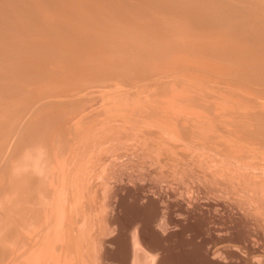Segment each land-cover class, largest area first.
<instances>
[{"label": "rangeland", "instance_id": "obj_1", "mask_svg": "<svg viewBox=\"0 0 264 264\" xmlns=\"http://www.w3.org/2000/svg\"><path fill=\"white\" fill-rule=\"evenodd\" d=\"M2 1L3 0H0V2H2ZM14 1L16 3H18L16 0H6V1L4 0L3 1L4 3L2 2L1 4L3 6L6 5L5 9H7V10H12V8L14 6L13 4H15L14 8L15 9L18 8L19 14L20 15L22 14L23 16L22 15L20 16L17 13L15 15H18V16H16L13 20H10L9 22L8 21L4 22V21H1L2 19H0V21H1L0 24H2V26H5V27H3V30H5V33L9 32L8 35H3L4 37L2 39H0L2 41L1 43L4 42L3 45H6L10 42L11 38L14 39L17 34L22 33L23 31L19 30L20 27H23V26H20L22 24L23 25L25 24L24 27H26V25H29L31 23L30 25L32 28H28L22 35L20 34L21 36L18 35L21 38V40L23 39L22 44H21V47L23 46V48L20 47L17 52L16 51L14 52L15 53L14 59H12L13 57L8 59L7 58V54H8L7 52H9V51L7 49H4V55L0 56V66H3V64H11V63L13 64L19 58H21V56H23V55L25 56L27 53L24 52L25 51L24 49H25V45L29 39L31 40V41L29 40L30 42H33L34 39H35V41L45 40L46 42L43 41L44 43H49V41L52 42L53 40L56 41L54 36H53V40H52L51 36L46 35L50 39V40L49 39L47 40V37L45 35L39 33L40 28L43 27V25L45 24V23L43 24L44 20H41L40 18H38V19L32 18V17L30 18V16L23 14L22 11H20V9L26 8V7H24V4H22L21 2L16 4ZM35 1L37 2V0H35ZM97 1L102 3L104 6H107L110 9H112L113 14H120V15L126 16L128 14V12H130L132 2L134 3V1H141V0H131V1L130 0H122L119 2H114L111 0H97ZM156 1L164 3L167 0H144L143 3L140 2L139 4H140L141 8H144V10L141 9L138 16H135L134 22H132V23L137 24V26H141V22L143 21V19L150 18V14H158V12L151 13L149 11L150 8L160 9V7H157L155 5V4L160 5L159 3H155ZM199 1L200 0L193 1L190 8L191 9H192V7L195 8L198 5ZM251 1H253V0H251ZM209 2L213 3L214 1H209ZM39 3L42 4L46 9L48 7V9L46 10L44 7H41L42 5H40V4L35 5V8H37L39 11L44 9V11H46V14L47 15L49 14L46 18H48L49 16H50L49 18H52V16L58 15L57 11L60 9H63L65 6V4H62V5L58 6L59 8L55 7V6L54 7L52 6V8H51L48 4H45V3L43 4L40 1H39ZM250 3L251 2L248 3L249 6L255 5L254 7L252 6L251 9L257 7L256 4H252V3L250 4ZM36 6H38L39 8H42V9H39ZM10 7H12V8H10ZM261 7H263V8H261V10L258 7L260 11H262V9H264L263 5ZM138 8H140V7H138ZM51 9H53V11ZM145 9H146V11H145ZM159 13H163V12H159ZM64 14H65L64 18L68 19V17L70 16V18L68 20L80 18L79 14L78 15H76V14L71 15L70 13H64ZM262 14H264V13H262ZM61 15H63V14H61ZM186 15H188V12H184V16H186ZM181 16H182V14H181ZM17 17H22L23 22L21 21V18L19 19ZM200 17H201V15L198 12L196 13V15L192 16L193 22H191L190 25H192L193 29L195 28V26H200L198 23H196L198 21L197 18H200ZM222 18H224V16ZM233 18L234 17H232V20H234V21L228 22L230 24V26L227 27V28L230 27L231 29H225L224 28L225 30H227L226 32H231L230 30H232V31H234L235 35L237 33H238L237 35H239V32L242 33L243 32L242 30H244V33H247L246 35L247 36L249 35V38H253V39L258 38L259 39V37L255 36L254 32L249 31V30H247V28L244 27V26H248V25H246V23H242L243 25L240 24L239 26L234 25L236 20L240 19V18H234V19ZM15 19H17V21ZM33 19L34 20L36 19V21H34ZM27 20H28V22L29 21L30 22L27 23ZM40 20L43 22H41ZM230 20H231V18L229 19V21ZM123 21L131 22V20L128 17L123 19ZM263 21L260 22L258 25L264 27ZM16 22H21V23L18 24ZM34 22L35 23L38 22L37 23L38 26H36ZM40 22L42 23V25L40 24ZM214 22L218 26L219 21H213L212 23H209L208 25L203 27L204 30H207L209 28V30L215 31V29H217V26L214 24ZM10 23H11V25H10ZM228 23H227V25H228ZM15 24H16V26H15ZM6 26L9 28H7ZM13 26H14V28H13ZM39 26H40V28L38 29ZM10 27H12V30ZM241 27L242 28L244 27V28L242 29ZM237 28H238V30H237ZM8 29L11 31H9ZM235 29L237 31H235ZM158 30H160V29H158ZM34 31H36V32H34ZM151 31L154 32L155 30H151ZM29 32H30V34H29ZM11 33H12V35H11ZM59 33H60V31H59ZM27 34H28V36H27ZM33 34L35 36L37 34L38 35L35 38V36ZM29 36H31V37H29ZM41 36H42V38H41ZM58 37L59 36H57V38ZM260 40L264 41V39H262V38H260ZM21 52H23V53H21ZM179 55H182V52H179ZM34 56L36 57V55H33V56L30 55L29 57L30 58L32 57V59L36 60L37 64L40 66L45 65L46 61L48 62L52 58L50 56L48 58L47 55L46 56H40L41 58H39L37 55L38 58L36 59ZM185 57L188 60V62L185 61V63H189V61L191 62L190 55L186 54ZM185 57H184V59H185ZM191 57L193 59L195 58L192 55H191ZM41 59H43V61ZM197 59H199V58H197ZM44 61H45V63H44ZM201 61H202L201 64L206 63V65H209L208 62H210L211 64L209 66H205V64H203V66L213 68L214 71L211 69H210V71L207 69L208 72H206V69H204L205 71L200 70L199 67H197L198 65L194 64V65H196V67L192 66V68L195 67V70H194V68H193V70H191L192 69L191 66H187L185 68L187 69V71H189V69L191 68L190 70L192 71V73L194 71L195 75L192 73H191V75L187 74V73L183 74L184 71H182L180 74H177V76H176L175 71H174L175 73L173 72L174 75L173 74L171 75L172 72L171 73L168 72V73H166V75H165V73H161V72H160L161 74H159V72L157 74L155 72L156 70H154L155 67H154V69L152 68L150 70L151 65H149L148 69H147V67H144V66H141V67L137 66V68L135 67L132 69H128L129 71L126 70V72H127L126 74L125 73L118 74V76H116L117 78L112 80V82L115 81L114 83H110L109 85L108 84L103 85L104 87H102L100 85V87L97 88L96 83H92V84L88 83V84H86V86H84V87L82 86L83 87V89L81 88L82 90L80 89L77 92V94H75V95L73 94V96H76V98L75 97L73 98V96H72V100L71 99L68 100V102H71V103H68V105H66L67 103L66 104L65 103H63V104L57 103L56 105L50 106L49 108L46 109L48 112H50L48 114H51V115L59 114L60 115L59 117L56 116V118H55L56 122H57L56 125H57V127H59L58 130H60L61 132L63 131V132H62L61 137H58V135L55 138L53 137L52 141L54 143L56 141V138L58 140L57 142L60 141L59 146H58L60 148L57 147L55 154L56 155L58 154L59 156H61V155L66 156L67 155L65 157V159L66 158L71 159L72 160L71 162H73V163L68 162L70 160L66 159L68 163H66L67 165L64 167L61 166L62 170H63L62 173H61V171H62L61 167H59L58 169H57V167L52 168L47 177H50V175L52 176L53 173H54V175H56L55 172H58L57 170H59V172H60L59 175L61 174V177L59 176L60 182H61V178L64 179L62 185L65 184L67 188H64L63 187L64 185L63 186L59 185L61 187V191H60V187H58V185H57V187L54 186L53 188H56L57 190H59V193L63 192L64 196H62V197H65L66 192H68L66 194L70 195L71 197H73V194H76L78 197L74 196V198L77 197L76 200L79 199L76 203L79 204L81 207H84V208H82V210H86V211H88L89 209L91 210V211L89 210L87 213L90 212V214L91 213L93 214L92 210L96 211V209H95L96 207L94 205L98 206V204H99V210L104 215V218L99 216L102 214L101 213L99 214V210L97 209L98 213H96L97 212L96 211L95 212L96 215H95V213H94V216L91 215L92 220H93V217H95V216H97V218H98V219H96V217L94 218V223H96V224L94 227H92V225H94V224H93V221L91 220V218H89L90 220L89 219L87 220V218L90 216V214L87 215V213H85L86 211L85 212L83 211L85 213V214L83 213V215H86L88 217L84 216L86 218H82V216H83L81 213L82 210L80 211V213L77 212L78 210H80V209H78V205L76 203L74 204V206L77 205V210H75L76 207H74L73 205H69L71 203V201L75 202L76 200L73 199L70 201L69 200L70 198L69 197L67 198V196H66V198L68 199V200L64 199V202H65L64 204L67 205L66 207H68V205H69V208L71 206L74 207V209L70 208L71 211H69V209L66 210V211H68V215H66V220H68L67 223L70 224L69 221L72 220L75 222V226H77V225L80 226L81 224H84V223L86 225V222H88V225L90 224L89 226L86 225V227L84 225H83V227H82V225L80 227L77 226V227H75L76 230L72 228L69 232V233H73L74 237H76V236L79 237L78 233H77V232H79V235H81V237H83V239H87L85 241L87 249L86 248L83 249V247H85L84 243H82V244H84L83 246L81 245V247H79L80 249L76 248L77 245H75L72 247L73 252H71V255H70V252H68V250L64 249V247L62 248V246H60V248H59L58 245L63 244L65 240H67V242H68L69 239L71 238V236L66 235L67 238L69 237L67 239L66 236L54 237V235L50 232H45L47 234H45L43 232L44 233V236H42L43 237L42 238V244L43 245L42 244L39 245V247L42 250L40 251L38 249L39 254H36L35 256L33 255V259L31 258L27 262L28 264L29 263L30 264H36L37 262H39L37 264H44V263L45 264H58L59 262H60L59 264H79V263L82 264L83 262L81 263V257H82V261H83V255H84V259H86L85 255H88V253L90 252V249H92L91 251H93V253H97L96 257L98 256V260L97 259L95 260L96 264L98 261L101 264H128L127 263L128 258H127V255H125V246L130 239V237L128 235L130 233V228H132V225H133V223H131V222H133L132 220L133 219L140 220V222H142L139 225L140 227H142L141 229H144V230L146 229L147 233H149V227L148 226H150V225L152 226L154 221H155V223H156V221H159V219H157V218H159V216H160L161 221L163 219H165V221L164 220L163 221H164V224H166V225L163 224L165 227L163 226L164 227L163 229L159 228L160 230H158V232L156 230V232L154 231L152 233V235H149V234L147 235L146 240H147L148 246L145 247V249L147 251L144 249V247H142L144 249V252L141 249V251H142L141 253H142V257H143V259L141 260V263L144 262L143 260L145 259V257H147V259H150L149 262L151 264H152L151 259H153L152 261L155 262L153 264H252V263L253 264H255V263L256 264H264V248H263L264 247V235H262V234H264V226H263L264 221L262 220V218H264V216H263L264 210H262V209H264V200H263V198H264V192H263V190H264V174H262V171L264 170V144L263 145L253 144L254 145L253 146L250 143H248L247 140H245V139L238 138V140H239L238 141L236 138L230 137L231 136L230 134L227 135V130L230 129V126L232 127V124H230V123H235V121H250L251 120L250 117L257 115V116H259L257 118V122L264 124V79L263 80H256V79L244 77V76H242V74H243V71L246 70V68L243 69L241 67H233V66L228 65L226 62L216 61V60H212V59H209V61L207 60V62H205V60H201ZM39 62L42 64H40ZM219 62L222 63L223 66L221 64L220 65L221 67H220L218 64ZM197 63L199 64V66H202L199 62H197ZM189 64H191V63H189ZM214 64H216V66ZM234 68H236V69H234ZM137 69L139 70V73H138ZM29 70L30 71L32 70V66L23 65V66H18V68H16L14 73H15L16 77H19V76H23L26 73V71H29ZM63 70H66V68L64 67L62 69V71ZM141 70L142 71L144 70L143 71L144 73ZM148 70H150V71H148ZM152 70H154V71H152ZM197 71H199V72H197ZM153 72H155L156 75L151 76V74ZM201 72H202V74H201ZM239 72L242 73L241 76H239L240 75ZM128 73L130 75H127ZM140 73H141V75H140ZM177 73H179V72H177ZM123 74H124V76H123ZM220 74H221V76H220ZM161 75L164 77H162ZM186 75L187 76L190 75L192 78L190 77L189 80H186V78H185V80H184L183 78H184V76L186 77ZM122 76L125 78H123ZM182 76H183V78H182ZM258 76L259 77L264 76V73L260 72V74H256V77H258ZM120 77H122L123 79ZM223 77L225 79H221ZM228 77H229V79H228ZM230 77H231V79H230ZM47 78H48V75L46 77L41 76L38 78V80L36 82H38L37 84H39V85L40 84H46L49 81V79H47ZM187 79H188V77H187ZM190 79H192V80H190ZM193 79H195L194 80L195 83L193 82ZM9 80H10V77L8 75L4 74L3 72H0V109L3 107L8 108V107H6L7 104H14V102L19 104L21 101H24V99H22L21 97L20 98L17 97L16 100L14 99V100L10 101L7 96H5V97L3 96L5 94V88L3 87V83H5ZM239 81L241 83H239ZM149 83H150V86H149ZM165 83H166V85H165ZM37 84L31 86V88H34ZM97 85L99 86V84H97ZM117 85L119 86V88ZM131 85H133V86H131ZM152 85H154V86H152ZM162 86L166 87V90H168L169 88L172 91L178 90L180 95L178 94V92L176 94H178L180 97H182V95L184 93L181 95V93L183 91L180 92L179 89L181 90V87L182 88L184 87V89H185V87H187L188 90H193V91H195V93L197 92L199 94V97L197 98L196 102H200L202 105L205 104L204 105L205 108H206V104H207L208 107L210 106L209 109L212 107L211 109H213V110L211 113L206 112L207 110L205 112L201 111L198 113H197V111L193 112V110H192L193 113L191 111H183L182 112V110L177 109L175 104H173L172 102H171L172 104H170V103L162 104L163 103L162 100L165 98L166 95H167L166 99L169 96L172 97L173 95L174 96L176 95L174 93V91L173 92L170 91V94L172 93V96L166 90H164L165 91L164 92L162 89ZM192 86H194V87H192ZM167 87H168V89H167ZM138 88H139V90H138ZM160 89H162V92H164L165 94L161 93ZM187 89L184 92L187 93ZM158 90H160V91H158ZM156 91H158L157 92L158 96L160 93H161V95L163 94L162 96H164V95L165 96L164 97L161 96L162 99L160 97H158L161 100L158 98L155 99V96H157V95H155ZM193 91H190L191 93H193L191 97H193V95L195 94ZM190 92L188 93L189 95L187 94L188 96L191 95ZM102 93H104V94H102ZM232 93H234V94H232ZM78 94L80 96V99H79ZM235 94H236V96H235ZM187 95H186V97H187ZM208 96H209V98H208ZM101 97H102V100H101ZM175 97L179 98L178 96H175ZM191 97H189V98H191ZM216 97H218V98H216ZM18 98H19V100H18ZM94 98H96V99H94ZM75 99H77V100H75ZM170 99H172V98H170ZM61 100H63V99H61ZM73 100H75V101H73ZM125 100H127V101H125ZM145 100L147 102H145ZM155 100L157 103L155 102ZM158 101H159L160 106L158 104ZM247 101H248V103H247ZM141 102L144 104H142ZM42 104H43L42 101H38V102L34 103V105L32 106L33 111L38 109ZM168 105H170V106H168ZM163 106L165 107V109ZM106 107H108V108H106ZM153 107H155V108H153ZM175 107L177 110L175 109ZM133 108L135 110H133ZM143 108H144V110H143ZM170 108H171V110H170ZM108 109H110V111ZM129 109H130V112H129ZM157 109H159V110H157ZM166 110H169V111L166 113ZM149 111H152V112L149 113ZM135 112L137 113L136 116H134L136 114ZM28 113L29 112H27L26 110H23V112L22 111H16V113L15 112L13 113L12 116H17V118H19L21 116L19 118L21 120L18 119V123H16V126L13 128L14 134L21 135L22 137H25L26 132H27V126L24 125L25 121H23V123L21 121L26 116L27 117L29 116V115H27ZM129 113H130V115H129ZM206 115H208V116L210 115V116H212V118L207 117ZM8 116H11V115H8ZM175 116H176V118H175ZM228 116H229V118H228ZM52 117L53 116H48V121H52ZM205 117H206V119H205ZM220 118L222 120H220ZM69 119H71V121ZM83 119H84V121H83ZM67 120L70 122H67ZM185 120H187V121H185ZM218 120H220V121H218ZM12 121H13V118H9L5 122L7 125H9V124H12ZM138 122H140V123H138ZM220 122H222V123L225 122L223 124V126L225 125L224 126L225 128L222 126V123H220ZM206 123H207V126H209V124L212 123V125H210L211 128H209L211 130L208 129L206 131V129H204V131H202V128H200V127L203 126L204 124L206 125ZM251 123L253 124L254 122H251ZM226 124L229 126H227ZM145 125L146 126L148 125L147 128L145 127ZM52 126L53 125H51V128H52ZM154 126H157V127H154ZM196 126H198V127L196 128ZM227 127H229V128L227 129ZM263 130H264V128H263ZM66 131H68V132L66 133ZM61 132L57 131V133H59V136H60ZM157 134H160V135H157ZM212 134H214V136ZM82 136L84 139L82 138ZM151 136H153V137L151 138ZM162 136H163V139H162ZM226 136H228V137H226ZM70 137H72V138H70ZM140 137H141V139H139ZM143 137L145 140L142 139ZM208 137H209V139H208ZM220 137H221V139H220ZM2 138L5 141H8V146H5V147H8V148H6V151H4V149H5V147H3L4 140ZM80 139H81V141H80ZM90 139H91V141H90ZM215 139H217V140H215ZM232 139H234L235 141ZM9 140H10V138L7 135L3 136V116H1V120H0V200H3V185L6 184L8 179L10 178V176H8V174L6 172H3V170L5 171V169H8V167L10 165L9 161H6V156H5V155H7V153L11 149ZM11 140L13 141V137ZM150 140H152V141H150ZM77 141H78V143H77ZM133 141L134 142L136 141V142L134 143ZM137 141H138V144H136ZM173 142H175V144L172 145ZM215 142H217V143L219 142V143L216 144ZM223 142H224V144H223ZM62 143L65 144V146ZM227 143H229V144H227ZM167 144H169V145H167ZM157 145L160 147H158ZM133 147L136 149H134ZM144 147H145V149H144ZM88 148H89V150L87 151ZM131 148L133 149V151H135V150H137V151L131 152V150H132ZM181 148H182V150H180ZM251 148H253V149H251ZM66 150H67V152H66ZM151 150H152V152H151ZM174 150L176 151V153ZM235 150H237V151H235ZM142 151H143V153H142ZM218 151H219V153H218ZM244 151H245V153H244ZM135 153H137V154H135ZM232 154H233V156H232ZM73 155H75V156H73ZM144 155H146V156H144ZM86 156H88V157H86ZM141 156H142V158H141ZM193 156H194V158H193ZM238 156H239V158H238ZM198 157H200V158H198ZM202 158L204 159V161ZM248 158H249V160H248ZM79 159H81V160H79ZM82 159H84L85 161ZM181 159H183V160H181ZM199 159H201V160H199ZM162 160H163V162H162ZM198 160H199V162H202V161L203 162L199 163ZM238 160H239V162H238ZM184 161L187 163L188 167H189V165H191L189 167V169H188V167ZM196 161H197V165L200 168L196 164H193V163H196ZM79 162H80V164H79ZM180 162H182V164ZM69 163H70V165L68 166ZM82 163H83V165H82ZM97 164H99L98 167H97ZM108 165H109V167H108ZM232 166L234 168L236 166L237 167L234 169ZM244 166H245L246 170H244L245 169ZM70 167H72V169ZM73 167H75V169L77 170L76 173L78 175L75 173L76 170ZM92 167L93 168L95 167V169H93ZM179 167H181L180 171H179ZM182 168H184V169H182ZM197 168L199 171L197 170ZM237 168H238V171L236 170ZM79 169H81V170H79ZM85 169H86V171L84 172ZM92 169H93V174H92V172H88V171H91ZM96 169H98V171H100V173L96 172L97 174L95 175L94 171H97ZM104 169H107V170H104ZM224 169H225V171H224ZM103 171H105V172H103ZM249 171H251V172L249 173ZM72 172H74V173H72ZM175 172H177V173H175ZM184 172H186L187 174ZM193 172L194 173L196 172V174H194ZM221 172H223L224 174H222ZM231 172H233V173H231ZM90 173L92 176L90 175ZM98 173L101 174V177L102 176L103 177L102 178L97 177L99 175ZM102 173L104 175H102ZM263 173H264V171H263ZM64 174H65V176H64ZM113 174H115V175H113ZM190 174H191V176H190ZM198 174H199V176L200 175L201 176L205 175V176H202V177L200 176V178H199ZM251 174L254 176H252ZM54 175H53V177H54ZM84 175H85V177H84ZM112 175H113V177H112ZM183 175H185L186 177ZM261 175H262V177H261ZM69 176H71V177H69ZM72 176L73 177L75 176L74 178H75L76 182H74L75 180ZM238 176H240V178ZM89 177L90 178L96 177L97 179L95 178V180H94V178L90 179ZM195 177H196V180H195ZM68 178H70V179H68ZM71 178H73V179H71ZM78 178H80V180ZM98 178H99V180H98ZM220 178H221V180H218ZM227 178H229V179L232 178V180H227ZM261 178H263V179H261ZM102 179H103V181H102ZM225 179L227 180V182ZM233 179H234V181H233ZM235 179L237 182H235ZM252 179H254V182ZM71 180H72V182H71ZM96 180H98V181H96ZM105 180H107L108 182ZM191 180H192V182H191ZM197 180H199V181H197ZM212 180H214V181H212ZM65 181L67 182V184ZM79 181H81L83 184ZM84 181L88 185L84 184L85 183ZM89 181L92 183H90ZM216 181H217V183H216ZM219 181H220V184L218 186ZM229 181H231V182H229ZM241 181H245L246 183L241 182ZM255 181H256V183H255ZM204 182L206 183V185H204L205 184ZM71 183H72V185H71ZM96 183H98V184H96ZM201 183L203 185H201ZM212 183H213V185H212ZM226 183L228 185H226ZM241 183H243V184H241ZM244 183H245V185H244ZM101 184H102V186H101ZM208 184L210 186H208ZM68 185L70 186V188L68 187ZM73 185H74V188H73ZM108 185H111V186L108 187ZM207 186H208V188H207ZM250 186H251V188H250ZM89 187L91 189L90 193H86L87 191H89L88 190ZM93 187L96 188L95 189L96 192L93 191V193H92V189H94ZM100 187L102 188V190L104 188L106 190L104 189L105 191H102ZM62 188L66 189V191L65 190H64L65 192L62 191ZM78 188H80V189H78ZM84 188H87V190ZM97 188H100V189H98V191H97ZM110 188H112V189L110 190ZM255 188L257 189V194L255 192V190H256ZM67 189H69V191ZM117 189H118V192H116ZM187 189H188V192L186 191ZM212 189H213V191H211ZM249 189H250V191H249ZM253 189H254V191H253ZM57 190H55V192H57ZM260 190H261V193L258 192ZM99 191H100V193L98 195ZM207 191L209 193H207ZM215 191H216V193H215ZM225 191L228 193V195ZM81 192H84V193H81ZM101 192H103V193L101 194ZM240 192L242 194H240ZM112 193H114V194H112ZM150 193L154 194V195H150ZM162 193H165V194H162ZM86 194H90L91 196L88 195V197H87ZM247 194L248 195L251 194V196L250 195L248 196ZM81 195H83V196H81ZM147 195H148V197H147ZM243 195H244V197H243ZM253 195L255 196V198ZM99 196H101L103 198L102 201L107 199L104 202L107 201V203L111 204V205L109 204L110 206H107V203H106L107 209H105V207L102 206L105 203H103L101 201L102 198ZM115 196H116V198H114ZM141 196H143L144 198L143 197L141 198ZM227 196L230 198H228ZM153 197H154V199H153ZM83 198H84V200H83ZM91 198H93V199L95 198V200H96V202H98V204L96 202H94V200ZM247 198H248V200L250 199L249 200L250 202L247 200ZM80 200H81V202L79 203ZM116 200H117V202H116ZM151 201H153V202H151ZM239 201L241 203H243L245 201L246 202L241 205ZM253 201H254V203H253ZM82 202L84 203V205ZM92 202L94 204H91ZM87 203L89 206L86 205ZM100 203L102 205H100ZM159 203H160V205H159ZM234 203H235V205H234ZM90 204L92 205V207L94 206L95 210L93 208H91ZM238 204H240L239 205L240 207L238 206ZM80 206H79V208H81ZM100 206H102V207L100 208ZM243 206H245L246 208ZM85 207H86V209H85ZM108 207H111L110 210H108ZM158 207H159V209H158ZM87 208H88V210H87ZM160 208H161V210H160ZM182 208H184V209H182ZM255 208H256V210H254ZM245 209H247V210H245ZM105 210H106V212H105ZM157 210H159V211H157ZM71 212H72V215L69 214ZM74 212H76L78 214H76V213L74 214ZM103 212L107 213V214L105 215ZM158 212L161 214H159ZM251 212H254V214ZM258 212H260V213H258ZM65 213H64V215H65ZM155 213L156 214L158 213L157 214L158 217L156 216V218L153 217L156 215ZM247 213L252 214V215H249ZM79 214L82 216L80 217ZM67 216H69V218H71L73 216L74 218L69 220ZM75 217H77L80 220L78 222H81V221L82 222L80 224H78L76 222L78 219L75 220L76 219ZM255 217H257L258 219ZM101 218L103 219V221ZM252 218L254 219V221ZM99 219L102 221L101 222L102 225L104 224L107 227L110 225V227L113 226L114 228L112 227V229L107 230L106 232L103 231V229H101L102 225L98 222ZM104 219H106V221ZM107 219H109V220L111 219L110 224H107V223H109V220L107 221ZM240 219H242V220H240ZM95 220H96V222H95ZM64 221H65V217H64ZM111 221H114V222L117 221V222H115V225L112 222V225H111ZM166 221L168 222V224ZM242 221H244V222H242ZM97 223H99L98 225H101V228L97 225ZM116 223H118V224H116ZM145 223H146V225H144ZM261 223H262V225H261ZM87 226H88V228L92 227L91 229L94 228L91 232L92 234L89 233L90 231L87 228ZM119 226H122V227H119ZM69 227H70V225H69ZM81 227L83 229L87 228V230L86 229L83 230ZM95 227L97 228V231L102 230L101 233H100V231L99 232L95 231L96 230ZM143 227H145V228H143ZM261 227L263 230L261 229ZM80 228H81V231H79ZM42 229H43V226L37 227L35 229L32 227L27 231V234L33 238L34 235L41 232ZM77 229H79V230H77ZM114 229H115V231H114ZM84 231H87V232L89 231L88 232L89 234L87 232H85V234H87L86 235L87 238L85 236H82V235H84ZM93 231H95V232H93ZM74 232L77 233L76 236H75ZM102 232L105 233V235H103ZM110 232H111V234H110ZM93 233L98 235L101 239L96 235L93 236ZM106 233H108V234H106ZM158 233H160V234H158ZM66 234H68V233H66ZM45 235H46V237H45ZM48 235H50V236H48ZM90 235L93 236V240L94 239H97L96 241L100 240L102 242V245L100 244V241H99L95 244V247H94L93 244L95 241H93L91 239L92 237ZM111 235H112V237H111ZM51 236H53V238H51ZM77 237H76V239H77ZM81 237H80V239H81ZM95 237H97V238H95ZM88 238L90 239V241L93 242V244H90L92 242L88 241L89 240ZM247 238L249 239V241ZM57 239H59L60 242ZM261 239H262V241H261ZM44 240L46 241V244L43 243ZM106 240H107V242H106ZM53 241H54V243L58 242V244L57 243L53 244ZM87 241L90 243H88ZM27 242H26L25 247L33 246V244H34V243H32L31 239H29L28 244H27ZM74 242H75V240H74ZM77 242H78V240H77ZM83 242H84V240H83ZM48 243H50V244H48ZM87 243L90 245H88ZM98 243L101 246H99ZM72 244H74V243L72 242L71 245ZM91 245H93L92 248H90ZM96 245H98L99 248H97ZM51 246L52 247L56 246L57 248L55 247V250L57 249V251H48L51 248ZM104 246L106 249H104ZM149 246H151V247H149ZM47 247H49V248H47ZM154 247H156V248H154ZM94 248H97L98 251H95L96 249H94ZM159 248H160V250H159ZM0 249H2V251H0V264H6V262H5L6 259L3 256V207L0 208ZM58 250H61V251H58ZM64 250H66L67 252ZM83 250H86V251L89 250V251L83 252ZM145 251L147 253L146 255H148V256H144ZM215 251H217V253ZM51 252H53V253H51ZM105 252L107 254L106 256H105ZM214 252H215V254H212ZM59 253H61V254L59 255ZM72 253L74 255H76L75 253H77V255L74 257V256H72L73 255ZM80 253L81 254L84 253V254L80 255ZM56 254H58L57 258L55 257ZM62 254L64 255V257H62V258L59 257ZM78 254L81 256L80 258L78 256ZM149 254L151 255V258H148V257H150ZM152 255H153V258H152ZM71 257H73V259ZM76 257H77V259H75ZM218 257H220V258H218ZM38 259L41 261H39ZM50 259H51V261H49ZM36 260H37V262H36ZM77 260L79 261V263H77L78 262ZM24 262H25L24 257H22L20 259L19 264H24ZM147 262H148V260H147ZM147 262H144L143 264H145V263L147 264ZM86 263L87 262H84V264H86ZM88 263L90 264L89 260H88ZM100 263H98V264H100Z\"/></svg>", "mask_w": 264, "mask_h": 264}, {"label": "bare ground", "instance_id": "obj_2", "mask_svg": "<svg viewBox=\"0 0 264 264\" xmlns=\"http://www.w3.org/2000/svg\"><path fill=\"white\" fill-rule=\"evenodd\" d=\"M4 1V0H3ZM2 1V2H3ZM6 1V0H5ZM18 3L21 2L22 4H24V8L22 5V7L24 9H20V11H22L23 14H26L28 16H30V18H40L41 21L43 22V27L40 28V26L38 27L39 33L43 34V35H48L51 36L50 38L53 40V36L55 37L56 41H52L49 43H44L43 41L45 40H41V41H35V39L33 40V42H30L27 38V43L25 45V51L27 54L23 57L21 56V58H19L15 63H11V64H3V66H0V72H3L4 74L8 75L10 77V80L3 83V87L5 88V94L3 95L4 97L7 96L9 98L10 101L12 100H16L17 97H21L22 99H24V101H21L19 104H17L16 102H14V104H7L6 107L8 108H1L0 109V120H1V116H3V136L7 135L10 140V151L7 153L6 156V161H9L10 165L8 167V169H5V171L3 170V172H6L8 174V176H10V178L8 179L7 183L3 185V200H0V208L3 207V256L6 259V264H19L20 259L22 257H24V264H26L31 258L33 259V255L35 256L38 253V249L41 251L42 249L39 247V245L42 244V236H44L45 232H50L54 235V237L57 236H66L69 235L71 236V238L69 239V241L67 242V240H64L63 244H59V248L60 246H62V248L64 247V249L68 250V252H73L72 247L77 245L76 248L81 247V245L85 247H83V249H85L86 243L85 241L87 239H83V237H81V235L76 236L77 233H75L74 237L73 233H69L70 230L73 228L75 229V222L72 221L71 219L74 218L73 216L71 218L68 217L70 224L67 223L68 220H66V215H68V210L71 211L70 208L77 210V205H78V210L77 212L80 213V211L82 210V208L79 204H77L76 202L79 200H76V198L78 197L76 194H73V197H71L70 195H67L66 192L65 193V197L63 195V192L59 193V190H57L56 188H53L54 186L60 187L64 181V179L61 178V182H60V178L61 174L59 175V170H57L58 172H55L56 175H53L50 177H47L51 171L52 168H56L57 169L59 167H64L66 166L68 162H71V159H67L70 160L67 162V160L65 159V157L67 156H59L58 154L56 155V150L57 147L59 146V142H57V138L55 143L52 141L53 137H61L62 136V132L60 130H58L59 127H57V122H56V116H60L59 114H48L50 112H48L46 109L49 108L50 106H54L57 103H67L66 105H68V100H72V96L73 94H77V92L84 86H86V84L88 83H96L97 88L100 87V85L102 87H104L103 85L106 84H110V83H114L115 81L112 82V80H114L115 78H117L116 76H118V74H122V73H127V71H129L128 69H132V68H137V66H144V67H149V65H151L150 70L154 67L156 70L155 72L158 74L161 73H171V75L173 74V72H176V76L177 74H180L182 71H184L183 74L187 73L190 74L192 73L191 70H195L196 65H198L197 67H199L200 70H204L206 69V72H208V70L210 71L214 69L213 68H209V67H204L203 64H205V66H209L211 63L208 62L209 65H206V63H202L201 64V60H205V62H207V60L209 61V59L212 60H216V61H222V62H226L228 65L233 66V67H241V68H246V70L243 71V74L241 72L239 76H244L247 78H251V79H256V80H263L264 76L261 77H256V74H260V72L264 73V41L260 40V38L264 39V27L263 26H259L258 24L260 22H262L264 20V9L261 10L262 5L264 6V0H200L198 5L192 9L190 8V6L192 5L193 1L195 0H167L166 2H159L156 1L155 3H159L155 4L157 7H160V9H154V8H150L149 11L151 13H155L158 12V14H150V18H146L143 19V21L141 22V26H137V24H134L132 22H134L135 16H138L139 12L142 10H144V8H141L140 6V2H144V0L141 1H134V3L132 2L131 8H130V12H128V14L126 16L124 15H120V14H113L112 13V9H110L107 6H104L102 3L98 2L97 0H39L41 3H45L48 4L51 8L52 6L54 7H58L59 5L65 4L63 9L58 10V15H54L52 16V18H46L48 15L46 14V11L41 10L39 11L37 8H35V5H39V1L37 0V2L35 0H16ZM114 2H119L122 0H111ZM131 1V0H130ZM209 1H214L213 3H210ZM0 2V19H2L1 21L4 22H9L10 20H13L16 16L15 14H19V10L18 8H14L15 4H13V8L12 10H7L5 9V6H3ZM10 2V1H9ZM15 2V1H14ZM251 2L252 4H256L257 7L251 9V7L253 6H249L248 3ZM4 3V2H3ZM16 3V2H15ZM16 3V4H18ZM20 3V4H21ZM250 3V4H251ZM258 3V4H257ZM42 5V4H40ZM47 5V6H48ZM255 6V5H254ZM253 6V7H254ZM38 7V6H36ZM41 7H44L43 5ZM140 7V8H138ZM260 10H259V8ZM39 8V7H38ZM45 8V7H44ZM59 8V7H58ZM42 9V8H39ZM46 9V8H45ZM48 9V7H47ZM46 9V10H47ZM53 11V9H51ZM50 11V10H49ZM146 11V9H145ZM48 12V11H47ZM159 12H163V13H159ZM184 12H188V15L184 16ZM199 13L201 15L200 18H197V22L200 26H195V28H192V25H190L191 22H193L192 16L196 15V13ZM64 13H70L72 14H76V15H80V18H76V19H71L68 20L70 18V16L67 18H64ZM63 14V15H61ZM182 14V16H181ZM15 15V16H14ZM20 15V14H19ZM22 15V14H21ZM20 15V16H21ZM180 15V16H179ZM23 16V15H22ZM184 16V17H183ZM221 16V17H220ZM224 16V18H222ZM79 17V16H78ZM126 17H128L131 22H126L123 21V19H125ZM232 17L234 18H240L237 19L236 22L234 23V25H240L242 23H246V25L248 26H244L245 28H247V30L252 31L255 33L256 37L258 38H249V35L247 36V33H244V30H242L240 33L239 31V35H235L234 31L230 30L231 32H226L227 30L225 29H231L230 27L227 28L228 26H230V24L228 22L234 21L232 20ZM17 18H21V21L23 20L22 17H17ZM73 18V17H72ZM231 18V20L229 21V19ZM233 18V19H234ZM17 21V19H15ZM14 20V21H15ZM34 20V19H33ZM32 20V21H33ZM0 21V22H1ZM19 21V20H18ZM36 21V19L34 20ZM213 21H219V24L217 26V24L214 22V24L217 26V29H215V31L213 30H209V28L207 30H204L203 27H205L206 25H208L209 23H212ZM23 22V21H22ZM30 22V21H29ZM27 20V23H29ZM40 22V24L42 25V23ZM195 22V21H194ZM264 22V21H263ZM16 23H21V22H16ZM35 23V22H34ZM38 23V22H37ZM35 23L36 26H38V24ZM228 23V25H227ZM8 24V23H7ZM6 24V25H7ZM31 24V23H30ZM26 25V27H24V25H20L23 27H20L19 30L23 31L22 33H20L21 35L28 29V28H32L31 25ZM11 25V23H10ZM243 25V24H242ZM261 25V24H260ZM0 39H2L4 36L3 35H8V33H5V30H3L2 24H0ZM16 26V24H15ZM7 27V26H6ZM243 27V28H244ZM263 27V28H262ZM9 28V27H7ZM12 30V27H10ZM14 28V26H13ZM225 28V29H224ZM239 28V27H238ZM237 28V30H238ZM242 28V27H241ZM242 28V29H243ZM160 29V30H158ZM9 30V29H8ZM9 30V31H11ZM17 30V29H16ZM33 30V29H32ZM151 30H155L154 32H152ZM225 30V31H224ZM235 29V31H237ZM240 30V29H239ZM60 31V33H59ZM229 31V30H228ZM36 32V31H34ZM233 32V33H232ZM246 32V31H245ZM13 33V32H12ZM11 33V35H12ZM38 33V34H39ZM20 34H17L15 36V38H11L10 42L6 45H3V43H1L2 41L0 40V56L4 55V49H7L9 52H7V58L10 59H14L15 56V51L17 52L19 50V48L21 47L22 44V40L19 36H21ZM30 34V32H29ZM37 34V35H38ZM249 34V33H248ZM19 35V36H18ZM34 35V34H33ZM36 35V36H37ZM40 35V34H39ZM28 36V34H27ZM35 36V35H34ZM35 36V38H36ZM47 37V40L49 39V37ZM57 36H59L57 38ZM8 37V36H7ZM26 37V36H25ZM31 37V36H29ZM39 37V36H38ZM9 38V37H8ZM7 38V39H8ZM40 38V37H39ZM42 38V36H41ZM32 39V38H31ZM38 39V38H37ZM44 39V38H43ZM4 40V39H3ZM50 40V39H49ZM46 42V41H45ZM23 48V46L21 47ZM11 50V51H10ZM179 52H182V55H179ZM23 53V52H21ZM177 54V55H176ZM186 54L190 55V59L191 62L189 61V63H185V61L188 62L187 58L185 57ZM21 55V54H20ZM19 55V56H20ZM30 55H36V59L40 56H46L49 58L52 57L48 62L44 61L45 65L40 66L37 64V61L32 59V57L30 58ZM38 55V57H37ZM191 55L193 57H195L194 59L191 57ZM17 56V55H16ZM18 56V57H19ZM185 57V59H184ZM16 58V57H15ZM46 58V57H45ZM199 58V59H197ZM193 59V60H192ZM43 61V59H41ZM40 61V60H39ZM41 61V62H42ZM71 61V62H70ZM199 62L202 66H199V64L197 63ZM40 63V62H39ZM42 64V63H40ZM196 64V65H194ZM219 66L222 63H218ZM23 65H27V66H32V70L26 71V73L23 76H19L16 77L15 75V70L16 68H18V66H23ZM216 66V64H214ZM187 66H195L193 67L191 70L189 69V71H187V69L185 67ZM223 66V64H222ZM66 68V70H63V68ZM221 67V66H220ZM28 68V67H27ZM203 68V69H202ZM223 68V67H222ZM221 68V69H222ZM208 69V70H207ZM216 69V68H215ZM218 69V68H217ZM224 69V68H223ZM236 69V68H234ZM238 69V68H237ZM138 70V69H137ZM136 70V71H137ZM148 70V71H150ZM152 70V71H154ZM134 71V70H133ZM142 71V70H141ZM144 71V70H143ZM142 71V72H143ZM146 71V70H145ZM151 71V72H152ZM205 71V70H204ZM141 72V73H142ZM150 72V73H151ZM155 72H153L151 74L152 75H156ZM161 72V73H160ZM174 72V73H175ZM179 72V73H177ZM199 72V71H197ZM238 72V71H237ZM135 73V72H134ZM139 73V70H138ZM140 73V75H141ZM144 73V72H143ZM149 73V74H150ZM211 73V72H210ZM223 73V72H222ZM235 73V72H234ZM233 73V74H234ZM146 74V73H145ZM194 71H193V73ZM202 74V72H201ZM219 74V73H218ZM238 74V73H237ZM48 75L49 81L46 84H37L38 82H36L38 80L39 77L43 76L46 77ZM127 75H130L129 73ZM137 75V74H136ZM164 75V74H163ZM174 75V74H173ZM187 76L186 77L182 76V78L185 80H189V78L191 76ZM213 75V74H212ZM121 76V75H120ZM124 76V74H123ZM122 76V77H123ZM132 76V75H131ZM138 76V75H137ZM162 76V75H161ZM202 76V75H201ZM205 76V75H204ZM211 76V75H210ZM209 76V77H210ZM221 76V74H220ZM219 76V77H220ZM120 77V78H122ZM159 77V76H158ZM157 77V78H158ZM164 77V76H162ZM167 77V76H166ZM188 77V79H187ZM213 77V76H212ZM227 77V76H226ZM125 78V77H123ZM122 78V79H123ZM144 78V77H143ZM175 78V77H174ZM192 78V77H191ZM196 78V77H195ZM198 78V77H197ZM211 78V77H210ZM167 79V78H166ZM199 79V78H198ZM219 79V78H218ZM221 79H225L224 77ZM229 79V77H228ZM231 79V77H230ZM117 80V79H116ZM180 80V79H179ZM192 80V79H190ZM195 79H193L194 82ZM41 81V80H40ZM39 81V82H40ZM119 81V80H118ZM173 81V80H172ZM182 81V80H181ZM222 81V80H221ZM117 83V82H116ZM146 83V82H145ZM188 83V82H187ZM195 83V82H194ZM202 83V82H201ZM200 83V84H201ZM224 83V82H223ZM239 83H241L239 81ZM37 84L34 88H31V86ZM99 84V86L97 85ZM158 84V83H157ZM199 84V83H198ZM120 85V84H119ZM166 85V83H165ZM216 85V84H215ZM83 86V87H82ZM118 86V85H117ZM133 86V85H131ZM150 86V83H149ZM154 86V85H152ZM185 86V85H184ZM199 86V85H198ZM106 87V86H105ZM143 87V86H142ZM157 87V86H156ZM175 87V86H174ZM179 87V86H178ZM189 87V86H188ZM194 87V86H192ZM218 87V86H217ZM234 87V86H233ZM119 88V86H118ZM145 88V87H144ZM158 88V87H157ZM165 88V89H164ZM172 88V87H171ZM81 89V90H82ZM88 89V88H87ZM105 89V88H104ZM125 89V88H124ZM154 89V88H153ZM163 91L166 90V87L162 86ZM162 89L158 90L161 93ZM168 89V87H167ZM182 88L181 90L179 89L182 95V97H180L178 90H173L174 93L176 94L178 92V94H176L175 96H178L179 98L172 96V93L170 94V91H172L170 88L168 90H166L172 97H167L162 100V104H175V106L177 107V109H180L183 111H191L193 110V112L197 111L201 112V111H206L208 113H211L213 109H209V107L206 104V108H205V104H201L200 102H196L197 98L199 97V94L193 90H188L187 87ZM187 89V93L184 92ZM112 90V89H111ZM110 90V91H111ZM115 90V89H114ZM129 90V89H128ZM133 90V89H132ZM137 90V89H136ZM139 90V88H138ZM157 90V89H156ZM212 90V89H211ZM245 90V89H244ZM158 91H156L155 95V99H157L158 97L161 98V93L158 96ZM172 91V92H173ZM190 91H193L195 94L192 96L193 93H191ZM200 91V90H199ZM223 91V90H222ZM149 92V91H148ZM166 92V93H167ZM190 92V96H188ZM201 92V91H200ZM229 92V91H228ZM80 93V92H79ZM100 93V92H99ZM173 93V94H174ZM104 94V93H102ZM125 94V93H124ZM142 94V93H141ZM165 94V93H164ZM168 94V95H169ZM187 97H186V95ZM202 94V93H201ZM230 94V93H229ZM234 94V93H232ZM81 95V94H80ZM135 95V94H134ZM148 95V94H147ZM185 95V96H184ZM204 95V94H203ZM242 95V94H241ZM79 96V94H78ZM82 96V95H81ZM110 96V95H109ZM130 96V95H129ZM162 96V97H164ZM233 96V95H232ZM236 96V94H235ZM76 98V96H73V98ZM135 97V96H134ZM148 97V96H147ZM191 97V98H189ZM18 98V100H19ZM158 98V99H160ZM172 98V99H170ZM209 98V96H208ZM218 98V97H216ZM227 98V97H226ZM232 98V97H231ZM63 99V100H61ZM78 99V98H77ZM75 99V100H77ZM80 99V96H79ZM96 99V98H94ZM121 99V98H120ZM162 99V98H161ZM160 99V100H161ZM169 99V100H168ZM73 100V101H75ZM83 100V99H82ZM102 100V97H101ZM115 100V99H114ZM148 100V99H147ZM192 100V101H191ZM199 100V99H198ZM203 100V99H202ZM229 100V99H228ZM9 101V102H10ZM38 101H42L43 104L36 110L33 111L32 106L34 105V103L38 102ZM80 101V100H79ZM118 101V100H117ZM120 101V100H119ZM127 101V100H125ZM134 101V100H133ZM201 101V100H200ZM145 102H147L145 100ZM149 102V101H148ZM156 102V100H155ZM172 102V103H171ZM190 102V103H189ZM205 102V101H204ZM82 103V102H81ZM116 103V102H115ZM142 103V102H141ZM157 103V102H156ZM201 105H200V104ZM248 103V101H247ZM75 104V103H74ZM103 104V103H102ZM130 104V103H129ZM144 104V103H142ZM159 104V101H158ZM117 105V104H116ZM123 105V104H122ZM136 105V104H135ZM154 105V104H153ZM79 106V105H78ZM160 106V104H159ZM170 106V105H168ZM66 107V106H65ZM81 107V106H80ZM119 107V106H118ZM152 107V106H151ZM164 107V106H163ZM175 107V109H176ZM108 108V107H106ZM132 108V107H131ZM155 108V107H153ZM32 109V110H31ZM125 109V108H124ZM165 109V107H164ZM176 109V110H177ZM26 110L27 112H29L27 115H29L28 117L26 116L21 122H24V125L27 126V132L25 137H22L21 135H17L13 133V128L16 126V123H18V119L17 116H12L13 113L16 111H22ZM110 111V109H108ZM133 110H135L133 108ZM144 110V108H143ZM159 110V109H157ZM171 110V108H170ZM122 111V110H121ZM169 110H166V113ZM130 112V109H129ZM152 111H149V113ZM161 112V111H160ZM171 112V111H170ZM192 112V113H193ZM33 113V114H32ZM136 113V112H135ZM146 113V112H145ZM186 113V112H185ZM184 113V114H185ZM32 114V115H31ZM91 114V113H90ZM96 114V113H95ZM141 114V113H140ZM157 114V113H156ZM155 114V115H156ZM202 114V113H201ZM11 115V116H8ZM97 115V114H96ZM130 115V113H129ZM134 115V114H133ZM137 113L134 115L136 116ZM149 115V114H148ZM48 116H53L52 117V121H48ZM145 116V115H144ZM152 116V115H151ZM167 116V115H166ZM189 116V115H188ZM207 117H211L212 116H208ZM138 117V116H137ZM155 117V116H154ZM184 117V116H183ZM200 117V116H199ZM259 116H252L250 117V121H235V123H230L232 124V127L230 126V129L227 130L229 127H227V135L230 134V137H234L238 140V138L241 139H245L247 140L248 143H250L251 145L253 144H264V124L257 122V118ZM9 118H13L12 124L7 125L6 124V120ZM63 118V117H62ZM71 118V117H70ZM169 118V117H168ZM176 118V116H175ZM222 118V117H221ZM220 118V120H222ZM229 118V116H228ZM26 119V120H25ZM47 119V120H46ZM74 119V118H73ZM85 119V118H84ZM83 119V121H84ZM131 119V118H130ZM133 119V118H132ZM151 119V118H150ZM158 119V118H157ZM188 119V118H187ZM206 119V117H205ZM21 120V119H19ZM71 121V119H69ZM75 120V119H74ZM138 120V119H137ZM136 120V121H137ZM177 120V119H176ZM202 120V119H201ZM218 120V121H220ZM224 120V119H223ZM231 120V119H230ZM67 120V122H70ZM91 121V120H90ZM156 121V120H155ZM164 121V120H163ZM187 121V120H185ZM189 121V120H188ZM211 121V120H210ZM216 121V120H215ZM162 122V121H161ZM223 122V121H222ZM220 122V123H222ZM226 122V121H225ZM224 122V123H225ZM232 122V121H231ZM251 122H254L253 124ZM85 123V122H84ZM90 123V122H89ZM88 123V124H89ZM140 123V122H138ZM137 123V124H138ZM174 123V122H173ZM201 123V122H200ZM218 123V122H217ZM216 123V124H217ZM222 123V126L223 124ZM228 123V122H227ZM68 124V123H67ZM87 124V125H88ZM91 124V123H90ZM156 124V123H155ZM188 124V123H187ZM51 125L52 128H51ZM154 125V124H153ZM157 125V124H156ZM176 125V124H175ZM211 124H209V126H207L204 124L203 126H201L200 128H202V131H204V129H206V131L211 128L210 127ZM215 125V124H214ZM227 125V124H226ZM252 125V126H251ZM65 126V125H64ZM72 126V125H71ZM76 126V125H75ZM85 126V125H84ZM135 126V125H134ZM141 126V125H140ZM148 126V125H147ZM147 126L145 125V127L147 128ZM150 126V125H149ZM225 126V125H224ZM223 126V127H224ZM229 126V125H227ZM55 127V128H54ZM73 127V126H72ZM144 127V126H143ZM157 127V126H154ZM187 127V126H186ZM198 126H196L197 128ZM219 127V126H218ZM250 127V128H249ZM64 128V127H63ZM62 128V129H63ZM153 128V127H152ZM213 128V127H212ZM216 128V127H215ZM225 128V127H224ZM70 129V128H69ZM75 129V128H74ZM86 129V128H85ZM150 129V128H149ZM159 129V128H158ZM84 130V129H83ZM157 130V129H156ZM163 130V129H162ZM192 130V129H191ZM211 130V129H209ZM57 131L61 132L60 136L59 133H57ZM88 131V130H87ZM86 131V132H87ZM145 131V130H144ZM143 131V132H144ZM150 131V130H149ZM68 131H66L67 133ZM89 132V131H88ZM87 132V133H88ZM165 132V131H164ZM167 132V131H166ZM171 132V131H170ZM189 132V131H188ZM84 133V132H83ZM140 133V132H139ZM148 133V132H147ZM159 133V132H158ZM200 133V132H199ZM75 134V133H74ZM85 134V133H84ZM89 134V133H88ZM87 134V135H88ZM167 134V133H166ZM208 134V133H207ZM226 134V133H225ZM17 135V136H16ZM77 135V134H76ZM136 135V134H135ZM160 135V134H157ZM162 135V134H161ZM200 135V134H199ZM214 136V134H212ZM16 136V137H15ZM71 136V135H70ZM167 136V135H166ZM13 137V141L11 140ZM64 137V136H63ZM86 137V136H85ZM89 137V136H88ZM136 137V136H135ZM145 137V136H144ZM144 137L142 138L143 140ZM147 137V136H146ZM153 136H151L152 138ZM156 137V136H155ZM158 137V136H157ZM173 137V136H172ZM195 137V136H194ZM210 137V136H209ZM208 137V139H209ZM216 137V136H215ZM228 137V136H226ZM225 137V138H226ZM72 138V137H70ZM76 138V137H75ZM83 138V136H82ZM90 138V137H89ZM94 138V137H93ZM160 138V137H159ZM169 138V137H168ZM167 138V139H168ZM214 138V137H213ZM217 138V137H216ZM3 139V138H2ZM59 139V138H58ZM77 139V138H76ZM84 139V138H83ZM141 139V137L139 138ZM154 139V138H153ZM152 139V140H153ZM161 139V138H160ZM163 139V136H162ZM221 139V137H220ZM230 139V138H229ZM4 140V139H3ZM71 140V139H70ZM69 140V141H70ZM88 140V139H87ZM134 140V139H133ZM150 140V141H152ZM171 140V139H170ZM217 140V139H215ZM214 140V141H215ZM234 140V139H232ZM66 141V140H65ZM64 141V142H65ZM74 141V140H73ZM79 141V140H78ZM77 141V143H78ZM81 141V139H80ZM85 141V140H84ZM91 141V139H90ZM148 141V140H147ZM199 141V140H198ZM201 141V140H200ZM213 141V142H214ZM220 141V140H219ZM228 141V140H227ZM226 141V142H227ZM235 141V140H234ZM233 141V142H234ZM239 141V140H238ZM244 141V140H243ZM88 142V141H87ZM86 142V143H87ZM93 142V141H92ZM99 142V141H98ZM134 142V141H133ZM136 142V141H135ZM134 142V143H135ZM222 142V141H221ZM225 142V141H224ZM223 142V144H224ZM81 143V142H80ZM83 143V142H82ZM91 143V142H90ZM209 143V142H208ZM211 143V142H210ZM216 144H218L217 142H215ZM244 143V142H243ZM63 144V143H62ZM88 144V143H87ZM130 144V143H129ZM138 144V141L137 143ZM143 144V143H142ZM141 144V145H142ZM175 144V142L172 143V145ZM177 144V143H176ZM203 144V143H202ZM229 144V143H227ZM61 145V144H60ZM65 146V144H63ZM80 145V144H79ZM92 145V144H91ZM95 145V144H94ZM93 145V146H94ZM169 145V144H167ZM8 146V141L4 140V144L3 147ZM75 146V145H74ZM158 146V145H157ZM181 146V145H180ZM221 146V145H220ZM254 146V145H253ZM256 146V145H255ZM69 147V146H68ZM80 147V146H79ZM142 147V146H141ZM160 147V146H158ZM169 147V146H168ZM176 147V146H175ZM174 147V148H175ZM209 147V146H208ZM5 147L4 151H6ZM60 148V147H58ZM65 148V147H64ZM91 148V147H90ZM94 148V147H93ZM134 148V147H133ZM214 148V147H213ZM232 148V147H231ZM243 148V147H242ZM66 149V148H65ZM132 149V148H131ZM136 149V148H134ZM138 149V148H137ZM140 149V148H139ZM143 149V148H142ZM145 149V147H144ZM173 149V148H172ZM212 149V148H211ZM244 149V148H243ZM253 149V148H251ZM259 149V148H258ZM77 150V149H76ZM89 150V148L87 149V151ZM130 150V149H129ZM182 150V148L180 149ZM213 150V149H212ZM65 151V150H64ZM137 151V150H135ZM133 151V149L131 150V152H135ZM149 151V150H148ZM175 151V150H174ZM237 151V150H235ZM249 151V150H248ZM60 152V151H59ZM67 152V150H66ZM86 152V151H85ZM152 152V150H151ZM263 152V151H262ZM6 153V152H5ZM90 153V152H89ZM130 153V152H129ZM138 153V152H137ZM135 153V154H137ZM143 153V151H142ZM150 153V152H149ZM154 153V152H153ZM176 153V151H175ZM179 153V152H178ZM219 153V151H218ZM229 153V152H228ZM245 153V151H244ZM247 153V152H246ZM60 154V153H59ZM85 154V153H84ZM131 154V153H130ZM156 154V153H155ZM180 154V153H179ZM182 154V153H181ZM224 154V153H223ZM241 154V153H240ZM251 154V153H250ZM87 155V154H86ZM133 155V154H132ZM227 155V154H226ZM252 155V154H251ZM75 156V155H73ZM78 156V155H77ZM129 156V155H128ZM146 156V155H144ZM230 156V155H229ZM233 156V154H232ZM80 157V156H79ZM88 157V156H86ZM134 157V156H133ZM179 157V156H178ZM185 157V156H184ZM203 157V156H202ZM225 157V156H224ZM261 157V156H260ZM72 158V157H71ZM142 158V156H141ZM181 158V157H180ZM183 158V157H182ZM188 158V157H187ZM194 158V156H193ZM192 158V159H193ZM200 158V157H198ZM227 158V157H226ZM229 158V157H228ZM235 158V157H234ZM239 158V156H238ZM75 159V158H74ZM73 159V160H74ZM88 159V158H87ZM86 159V160H87ZM203 159V158H202ZM263 159V158H262ZM81 160V159H79ZM78 160V161H79ZM84 160V159H82ZM183 160V159H181ZM187 160V159H186ZM197 160V159H196ZM201 160V159H199ZM198 160V162H199ZM237 160V159H236ZM235 160V161H236ZM249 160V158H248ZM77 161V160H76ZM85 161V160H84ZM160 161V160H159ZM178 161V160H177ZM204 161V159H203ZM202 161V162H203ZM242 161V160H241ZM253 161V160H252ZM255 161V160H254ZM261 161V160H260ZM81 162V161H80ZM79 162V164H80ZM83 162V161H82ZM117 162V161H116ZM163 162V160H162ZM165 162V161H164ZM185 162V161H184ZM188 162V161H187ZM191 162V161H190ZM189 162V163H190ZM199 162V163H202ZM233 162V161H232ZM239 162V160H238ZM250 162V161H249ZM73 163V162H71ZM77 163V162H76ZM111 163V162H110ZM114 163V162H113ZM119 163V162H118ZM179 163V162H178ZM182 164V162H180ZM186 163V162H185ZM252 163V162H251ZM255 163V162H254ZM65 164V165H64ZM91 164V163H90ZM115 164V163H114ZM123 164V163H122ZM197 165V161L196 163H193ZM234 164V163H233ZM237 164V163H236ZM246 164V163H245ZM70 165V163L68 164V166ZM76 165V164H75ZM83 165V163H82ZM116 165V164H115ZM185 165V164H184ZM187 165V163H186ZM255 165V164H254ZM260 165V164H259ZM258 165V166H259ZM72 166V165H71ZM81 166V165H80ZM99 166V164H97V167ZM114 166V165H113ZM161 166V165H160ZM164 166V165H163ZM183 166V165H182ZM191 165H189L190 167ZM198 166V165H197ZM238 166V165H237ZM236 166V167H237ZM257 166V167H258ZM262 166V165H261ZM61 167V170H62ZM82 167V166H81ZM109 167V165H108ZM117 167V166H116ZM184 167V166H183ZM188 167V165H187ZM188 167V169H189ZM199 167V166H198ZM233 167V166H232ZM235 167V168H236ZM72 169V167H70ZM75 169V167H73ZM83 168V167H82ZM89 168V167H88ZM87 168V169H88ZM93 168V167H92ZM111 168V167H110ZM109 168V169H110ZM200 168V167H199ZM202 168V167H201ZM234 168V167H233ZM234 168V169H235ZM245 168V166H244ZM64 169V168H63ZM95 169V167L93 168ZM93 169L91 171L88 172H92L93 174ZM102 169V168H101ZM108 169V168H107ZM104 169V170H107ZM181 167H179V171H180ZM184 169V168H182ZM186 169V168H185ZM192 169V168H191ZM190 169V170H191ZM196 169V168H195ZM194 169V170H195ZM230 169V168H229ZM261 169V168H260ZM56 170V169H55ZM60 170V171H61ZM65 170V169H64ZM69 170V169H68ZM76 170V169H75ZM81 170V169H79ZM90 170V169H89ZM97 171L95 172V175L97 174L96 172H99L98 169H96ZM103 170V169H102ZM114 170V169H113ZM118 170V169H117ZM116 170V171H117ZM187 170V169H186ZM198 170V168H197ZM222 170V169H221ZM238 171V168L236 169ZM235 170V171H236ZM241 170V169H240ZM243 170V169H242ZM246 170V168L244 169ZM248 170V169H247ZM53 171V170H52ZM86 171V169L84 170V172ZM115 171V170H114ZM176 171V170H175ZM185 171V170H184ZM192 171V170H191ZM199 171V170H198ZM225 171V169H224ZM231 171V170H230ZM233 171V170H232ZM262 171V170H261ZM264 171V170H263ZM262 171V174H264ZM54 172V171H53ZM63 172V170L61 171V173ZM70 172V171H69ZM77 172V170L75 171V173ZM105 172V171H103ZM110 172V171H109ZM187 172V171H186ZM184 172V173H186ZM227 172V171H226ZM251 171H249L250 173ZM74 173V172H72ZM83 173V172H82ZM98 173V174H99ZM108 173V172H107ZM177 173V172H175ZM180 173V172H179ZM194 173V172H193ZM222 174H224L223 172H221ZM233 173V172H231ZM236 173V172H235ZM238 173V172H237ZM246 173V172H245ZM257 173V172H256ZM259 173V172H258ZM52 174V173H51ZM69 174V173H68ZM77 174V173H76ZM84 174V173H83ZM87 174V173H86ZM182 174V173H181ZM187 174V173H186ZM185 174V175H186ZM189 174V173H188ZM196 174V172L194 173ZM229 174V173H228ZM240 174V173H239ZM242 174V173H241ZM247 174V173H246ZM261 174V173H260ZM74 175V174H73ZM78 175V174H77ZM80 175V174H79ZM91 175V173H90ZM100 175V176H99ZM97 177H101V174H99ZM102 175H104L102 173ZM107 175V174H106ZM115 175V174H113ZM112 175V177H113ZM183 175V176H185ZM233 175V174H232ZM238 175V174H237ZM252 175V174H251ZM65 176V174H64ZM68 176V175H67ZM81 176V175H80ZM79 176V177H80ZM89 176V175H88ZM92 176V175H91ZM191 176V174H190ZM199 176V174H198ZM201 176V175H200ZM199 176V178H200ZM205 176V175H202ZM201 176V177H202ZM207 176V175H206ZM234 176V175H233ZM232 176V177H233ZM243 176V175H242ZM254 176V175H252ZM71 177V176H69ZM73 177V176H72ZM75 177V176H74ZM73 177V178H74ZM85 177V175H84ZM103 177V176H102ZM101 177V178H102ZM179 177V176H178ZM182 177V176H181ZM180 177V178H181ZM186 177V176H185ZM240 178V176H238ZM262 177V175H261ZM71 178V179H73ZM90 178V177H89ZM94 177L90 178L93 179ZM96 178V177H95ZM94 178V180H95ZM110 178V177H109ZM205 178V177H204ZM215 178V177H214ZM230 178V177H229ZM227 178V180H232ZM245 178V177H244ZM256 178V177H255ZM70 179V178H68ZM80 180V178H78ZM77 179V180H78ZM97 179V178H96ZM106 179V178H105ZM112 179V178H111ZM237 179V178H236ZM235 179V182H237ZM257 179V178H256ZM263 179V178H261ZM67 180V179H66ZM75 180V178H74ZM93 180V181H94ZM99 180V178H98ZM96 180V181H98ZM101 180V179H100ZM156 180V179H155ZM196 180V177H195ZM200 180V179H199ZM197 180V181H199ZM203 180V179H202ZM208 180V179H207ZM218 180H221L218 179ZM226 180V179H225ZM224 180V181H225ZM226 180V182H227ZM238 180V179H237ZM240 180V179H239ZM245 180V179H244ZM254 182V179H252ZM259 180V179H258ZM257 180V181H258ZM69 181V180H68ZM86 181V180H85ZM84 181V182H85ZM91 181V180H90ZM89 181V182H90ZM103 181V179H102ZM107 181V180H105ZM104 181V182H105ZM158 181V180H157ZM214 181V180H212ZM234 181V179H233ZM66 182V181H65ZM64 182V183H65ZM70 182V181H69ZM72 182V180H71ZM76 182V180L74 181ZM81 182V181H79ZM78 182V183H79ZM87 182V181H86ZM84 184H87V183ZM108 182V181H107ZM106 182V183H107ZM151 182V181H150ZM186 182V181H185ZM192 182V180H191ZM201 182V181H200ZM223 182V181H222ZM231 182V181H229ZM241 182H245V181H241ZM82 183V182H81ZM92 183V182H90ZM197 183V182H196ZM203 183V182H202ZM201 183V185H203ZM205 183V182H204ZM217 183V181H216ZM225 183V182H224ZM246 183V182H245ZM244 183V185H245ZM256 183V181H255ZM258 183V182H257ZM262 183V182H261ZM67 184V182H66ZM75 184V183H74ZM80 184V183H79ZM83 184V183H82ZM98 184V183H96ZM104 184V183H103ZM108 184V183H107ZM220 184V181L218 183V186ZM231 184V183H230ZM236 184V183H235ZM240 184V183H239ZM243 184V183H241ZM60 185V186H59ZM64 185V186H63ZM62 186L64 188H67L65 184H63ZM72 185V183H71ZM76 185V184H75ZM78 185V184H77ZM81 185V184H80ZM88 185V184H87ZM100 185V184H99ZM98 185V186H99ZM206 185V183L204 184ZM213 185V183H212ZM224 185V184H223ZM226 185H228L226 183ZM225 185V186H226ZM237 185V184H236ZM251 185V184H250ZM260 185V184H259ZM82 186V185H81ZM102 186V184H101ZM106 186V185H105ZM111 185H108V187H110ZM199 186V185H198ZM208 186H210L208 184ZM207 186V188H208ZM234 186V185H233ZM253 186V185H252ZM255 186V185H254ZM68 187L70 188V186L68 185ZM80 187V186H79ZM92 187V186H91ZM117 187V186H116ZM152 187V186H151ZM214 187V186H213ZM212 187V188H213ZM227 187V186H226ZM225 187V188H226ZM261 187V186H260ZM54 190H53V189ZM62 188V191H66V189ZM74 188V185H73ZM94 189H92V193L93 191H95V187H93ZM101 188V187H100ZM97 188V191L98 189ZM125 188V187H124ZM190 188V187H189ZM188 188V189H189ZM201 188V187H200ZM220 188V187H219ZM249 188V187H248ZM251 188V186H250ZM258 188V187H257ZM80 189V188H78ZM87 190V188H84ZM83 189V190H84ZM105 189V188H104ZM101 190L105 191V190ZM112 188H110L111 190ZM188 189L186 190L188 192ZM192 189V188H191ZM230 189V188H229ZM233 189V188H232ZM256 189V188H255ZM261 189V188H260ZM55 190H57V192H55ZM69 191V189H67ZM89 191H87L86 193H90V187L88 188ZM100 190V191H101ZM190 190V189H189ZM231 190V189H230ZM238 190V189H237ZM243 190V189H242ZM259 190V189H258ZM60 191H61V187H60ZM64 191V192H65ZM74 191V190H73ZM72 191V192H73ZM77 191V190H76ZM100 191L98 192V195L100 193ZM174 191V190H173ZM210 191V190H209ZM213 191V189L211 190ZM247 191V190H246ZM245 191V192H246ZM250 191V189H249ZM254 191V189H253ZM252 191V192H253ZM79 192V191H78ZM96 192V191H95ZM107 192V191H106ZM118 192V189L117 191ZM149 192V191H148ZM193 192V191H192ZM219 192V191H218ZM226 192V191H225ZM238 192V191H237ZM256 194H257V189L255 190ZM261 193V190L258 191ZM264 192V190H263ZM70 193V192H69ZM84 193V192H81ZM103 192H101L102 194ZM207 193H209L207 191ZM216 193V191H215ZM227 193V192H226ZM230 193V192H229ZM235 193V192H234ZM248 193V192H247ZM71 194V193H70ZM110 194V193H109ZM114 194V193H112ZM118 194V193H117ZM165 194V193H162ZM240 194H242L240 192ZM252 194V193H251ZM251 194H249L251 196ZM85 195V194H84ZM87 197L90 194H86ZM95 195V194H94ZM97 195V194H96ZM104 195V194H103ZM111 195V194H110ZM116 195V194H115ZM150 195H154L151 194ZM228 195V193H227ZM231 195V194H230ZM245 195V194H244ZM243 195V197H244ZM248 195V194H247ZM248 195V196H249ZM261 195V194H260ZM69 197L70 201L75 199L76 201L72 202L69 205H73L76 203V206H71L69 208L66 207L67 205L64 204V199ZM74 196H77L74 198ZM83 196V195H81ZM91 196V195H90ZM106 196V195H105ZM112 196V195H111ZM145 196V195H144ZM156 196V195H155ZM225 196V195H224ZM233 196V195H232ZM237 196V195H236ZM254 196V195H253ZM258 196V195H257ZM94 197V196H93ZM96 197V196H95ZM101 197V196H99ZM143 196H141L142 198ZM148 197V195H147ZM173 197V196H172ZM178 197V196H177ZM190 197V196H189ZM228 197V196H227ZM234 197V196H233ZM85 198V197H84ZM83 198V200H84ZM98 198V197H97ZM96 198V199H97ZM102 198V197H101ZM116 198V196L114 197ZM144 198V197H143ZM152 198V197H151ZM230 198V197H228ZM232 198V197H231ZM238 198V197H237ZM246 198V197H245ZM255 198V196H254ZM257 198V197H256ZM87 199V198H86ZM93 199V198H91ZM147 199V198H146ZM154 199V197H153ZM161 199V198H160ZM184 199V198H183ZM224 199V198H223ZM241 199V198H240ZM244 199V198H243ZM68 200V199H67ZM94 202H96L95 198L93 199ZM103 200V198L101 199V201ZM107 200V199H105ZM104 200V201H105ZM109 200V199H108ZM219 200V199H218ZM233 200V199H232ZM246 200V199H245ZM248 200V198H247ZM246 200V201H247ZM250 200V199H249ZM248 200V201H249ZM252 200V199H251ZM255 200V199H254ZM259 200V199H258ZM264 200V198H263ZM88 201V200H87ZM91 201V200H90ZM102 201L103 203H105L104 205H102L100 203V205H102L103 207H105V209H107V206H110V203H107ZM141 201V200H140ZM155 201V200H154ZM179 201V200H178ZM222 201V200H221ZM243 201V200H242ZM245 201V202H246ZM261 201V200H260ZM81 202V200L79 201V203ZM85 202V201H84ZM100 202V201H99ZM111 202V201H110ZM117 202V200H116ZM148 202V201H147ZM153 202V201H151ZM190 202V201H189ZM240 202V201H239ZM238 202V203H239ZM243 202V203H245ZM250 202V201H249ZM262 202V201H261ZM83 203V202H82ZM86 203V202H85ZM98 204V202H96ZM107 203V206H106ZM149 203V202H148ZM157 203V202H156ZM179 203V202H178ZM184 203V202H183ZM182 203V204H183ZM198 203V202H197ZM243 203L240 202V204L242 205ZM254 203V201H253ZM91 204H94L93 202ZM90 204V205H91ZM110 204V205H109ZM221 204V203H220ZM228 204V203H227ZM226 204V205H227ZM238 204V206L240 205ZM263 204V203H262ZM84 205V203H83ZM88 205V203L86 204ZM160 205V203H159ZM196 205V204H195ZM230 205V204H229ZM235 205V203H234ZM245 205V204H244ZM248 205V204H247ZM250 205V204H249ZM259 205V204H258ZM261 205V204H260ZM79 206L81 208H79ZM89 206V205H88ZM97 209L99 210V204L94 205ZM94 206L91 208L94 209ZM100 206V208L102 207ZM162 206V205H161ZM237 206V205H236ZM254 206V205H253ZM263 206V205H262ZM98 207V208H97ZM155 207V206H154ZM197 207V206H196ZM240 207V206H239ZM245 207V206H243ZM248 207V206H247ZM255 207V206H254ZM67 208V209H66ZM90 208V207H89ZM111 207H108V210H110ZM186 208V207H185ZM200 208V207H199ZM246 208V207H245ZM257 208V207H256ZM256 208L254 210H256ZM259 208V207H258ZM86 209V207H85ZM94 209V210H95ZM155 209V208H154ZM159 209V207H158ZM184 209V208H182ZM74 210V211H75ZM88 210V208H87ZM90 210V209H89ZM88 210V211H89ZM161 210V208H160ZM164 210V209H163ZM188 210V209H187ZM197 210V209H196ZM247 210V209H245ZM264 210V209H262ZM261 210V211H262ZM5 211V212H4ZM86 210H82V215ZM88 211H86L85 213H87ZM91 211V210H90ZM96 211H93V214L90 212L87 213L90 214V216H86V215H80V217L82 216V218H87V220L89 218L92 217L91 215L94 216V213ZM103 211V210H102ZM159 211V210H157ZM183 211V210H182ZM249 211V210H248ZM66 212V213H65ZM106 212V210H105ZM110 212V211H109ZM162 212V211H161ZM189 212V211H188ZM197 212V211H196ZM257 212V211H256ZM255 212V213H256ZM264 212V211H263ZM65 213V215H64ZM76 212H74L75 214ZM84 213V214H85ZM98 213V211L96 212ZM95 213V215H96ZM102 214V212H100L99 210V214ZM104 213V212H103ZM159 213V212H158ZM157 213V214H158ZM254 214V212H251ZM260 213V212H258ZM72 215V212L69 213ZM78 214V213H76ZM105 215L107 213H104ZM156 214V213H155ZM157 214L153 217L156 218ZM161 214V213H159ZM184 214V213H183ZM249 214V213H247ZM264 214V213H263ZM165 215V214H164ZM252 215V214H249ZM257 215V214H256ZM86 216V217H84ZM102 218H104V215H99ZM98 216V217H99ZM238 216V215H237ZM248 216V215H247ZM264 216V215H263ZM262 216V217H263ZM64 217H65V221H64ZM78 217V216H77ZM75 217L77 220L78 218ZM79 217V218H80ZM96 219L97 216H95ZM93 217V224L92 227L95 226L96 223H94V218ZM149 217V216H148ZM152 217V216H151ZM158 217V216H157ZM192 217V216H191ZM259 217V216H258ZM261 217V218H262ZM81 218V219H82ZM100 218V217H99ZM101 218V219H102ZM116 218V217H115ZM114 218V219H115ZM154 218V219H155ZM164 218V217H163ZM166 218V217H165ZM257 218V217H255ZM159 221H154V225L152 224V226H148L149 227V233H147V230L145 229H141L142 227H140V220L137 219H133L131 223H133L132 228H130V233H129V241L127 242L126 246H125V255H127V263L128 264H143L144 262H148L150 261V259H147V257H145V259L143 260L144 262L141 263V260L143 259L142 257V251L144 252V249L147 245V235H152V233L156 230L158 232V230H160L159 228H164L166 224H164L165 219H163L161 221L160 216ZM198 219V218H197ZM212 219V218H211ZM238 219V218H237ZM253 219V218H252ZM258 219V218H257ZM83 220V219H82ZM86 220V219H85ZM86 220V221H87ZM90 220V219H89ZM106 221V219H104ZM109 219H107L108 221ZM111 220V219H110ZM110 220L109 223L110 224ZM156 220V219H155ZM242 220V219H240ZM256 220V219H255ZM261 220V219H260ZM262 220L264 221V218H262ZM79 219L76 221L78 224H80L81 222ZM84 221V220H83ZM85 221V222H86ZM91 221V222H92ZM103 221V219H102ZM100 219L98 220V222L101 224L102 222ZM145 221V220H144ZM248 221V220H247ZM254 221V219H253ZM259 221V220H258ZM90 222V223H91ZM96 222V220H95ZM112 222L115 225V222L117 221H111V225ZM167 222V221H166ZM165 222V223H166ZM244 222V221H242ZM260 222V221H259ZM262 222V221H261ZM76 223V224H77ZM84 223V222H83ZM97 223V225L99 224ZM105 223V222H104ZM204 223V222H203ZM249 223V222H248ZM118 224V223H116ZM164 224V225H163ZM168 224V222H167ZM216 224V223H215ZM264 224V222H263ZM70 225V227H69ZM82 227L83 225L86 227V225H88V222H86L84 224H81ZM80 225V226H81ZM90 225V224H89ZM88 225V226H89ZM96 225V226H97ZM102 225V224H101ZM101 225H98L101 228ZM120 225V224H119ZM146 225V223L144 224ZM173 225V224H172ZM182 225V224H181ZM260 225V224H259ZM262 225V223H261ZM43 226V229L41 230V232L37 233L34 235V237H30L27 234V231L30 228H37V227H41ZM78 226V227H80ZM87 226V228H88ZM142 226V225H141ZM164 226V227H163ZM211 226V225H210ZM264 226V225H263ZM81 227V228H82ZM91 227V228H92ZM113 226L110 227V225L107 227L104 224L102 225L103 231H107L112 229ZM122 227V226H119ZM216 227V226H215ZM81 228L79 231H81ZM87 228H84L87 230ZM89 229V233L92 234V230L94 229ZM96 228V227H95ZM114 228V227H113ZM116 228V227H115ZM145 228V227H143ZM83 229V228H82ZM83 229V230H84ZM99 229V228H98ZM171 229V228H170ZM214 229V228H213ZM250 229V228H249ZM262 229V227H261ZM76 230V229H75ZM82 230V231H83ZM165 230V229H164ZM163 230V231H164ZM180 230V229H179ZM243 230V229H242ZM253 230V229H252ZM263 230V229H262ZM261 230V231H262ZM73 231V230H72ZM97 231V228L96 230ZM93 231V232H95ZM100 230H98L97 232H99ZM102 231V230H101ZM100 231V233H101ZM112 231V230H111ZM115 231V229H114ZM146 231V232H145ZM172 231V230H171ZM257 231V230H256ZM260 231V230H259ZM44 232V233H43ZM84 231V235L85 236L87 234H85ZM87 232V233H88ZM96 232V233H97ZM118 232V231H117ZM129 232V231H128ZM160 232V231H159ZM166 232V231H165ZM251 232V231H250ZM49 233V234H50ZM68 233V234H66ZM83 233V232H82ZM88 233V234H89ZM164 233V232H163ZM261 233V232H260ZM263 233V232H262ZM47 234V233H45ZM72 234V235H71ZM103 235H105V233L102 232ZM101 234V235H102ZM108 234V233H106ZM111 234V232H110ZM160 234V233H158ZM249 234V233H248ZM253 234V233H252ZM96 235L93 233V236ZM157 235V234H156ZM245 235V234H244ZM256 235V234H255ZM264 235V234H262ZM261 235V236H262ZM50 236V235H48ZM91 236V235H90ZM89 236V237H90ZM93 236H91L92 240H93ZM98 236V235H96ZM46 237V235H45ZM81 237V239H80ZM99 237V236H98ZM112 237V235H111ZM251 237V236H250ZM51 238H53V236H51ZM60 238V237H59ZM67 238V236H66ZM69 238V237H68ZM67 238V239H68ZM87 238V237H86ZM97 238V237H95ZM100 238V237H99ZM263 238V237H262ZM29 239L32 240L33 246H29V247H25L26 242L27 244L29 243ZM48 239V238H47ZM55 239V238H54ZM73 239V240H72ZM89 239V238H88ZM101 239V238H100ZM105 239V238H104ZM109 239V238H108ZM248 239V238H247ZM46 240V239H45ZM44 240V241H45ZM50 240V239H49ZM48 240V241H49ZM59 242L60 240L57 239ZM75 240V242H74ZM78 240V242H77ZM84 240V242H83ZM97 239H94L93 242L90 241V239L88 241L92 242H88L90 244H93L95 247V244L99 241H96ZM43 243L46 244V241ZM55 241V240H54ZM53 244L58 242H55ZM110 241V240H109ZM249 241V239H248ZM262 241V239H261ZM74 243L71 245V243ZM105 242V241H104ZM107 242V240H106ZM84 243V244H82ZM87 243V244H88ZM251 243V242H250ZM24 244V245H23ZM50 244V243H48ZM88 244V245H90ZM100 244L102 245V242L100 241ZM104 244V243H103ZM43 245V244H42ZM90 248H92V246ZM99 245V243H98ZM97 246V248H99ZM99 245V246H101ZM46 246V245H45ZM50 246V245H49ZM106 246V245H105ZM104 246V249H106ZM56 246H51V248L48 251H57V249L55 250ZM89 247V246H88ZM144 247V249L142 248ZM151 247V246H149ZM148 247V248H149ZM49 248V247H47ZM57 248V247H56ZM58 248V249H59ZM75 248V249H76ZM89 248V249H90ZM97 248L95 251H98ZM153 248V247H152ZM156 248V247H154ZM264 248V247H263ZM74 249V248H73ZM80 249V248H79ZM87 249V248H86ZM101 249V248H100ZM99 249V250H100ZM142 249V251H141ZM151 249V248H150ZM46 250V249H45ZM64 250V251H66ZM77 250V249H76ZM82 250V249H81ZM92 249H90V252L88 253V255L86 256V259H84V253L80 255H83V261H82V257L78 254L79 258L81 257V263L84 264V262L88 263V260L90 262V264H96L95 260H98V256L96 257L97 253H93V251H91ZM146 250V249H145ZM160 250V248H159ZM0 251H2V249H0ZM61 251V250H58ZM88 252L86 250H83V252ZM147 251V250H146ZM144 253V256H148L146 255L147 253ZM154 251V250H153ZM67 252V251H66ZM75 252V251H74ZM77 252V251H76ZM79 252V251H78ZM101 252V251H100ZM217 253V251H215ZM212 253V254H215ZM53 253V252H51ZM102 253V252H101ZM100 253V254H101ZM235 253V252H234ZM47 254V253H46ZM61 253H59L60 255ZM69 254V253H68ZM73 254V253H72ZM77 255V253H75ZM99 254V255H100ZM200 254V253H199ZM255 254V253H254ZM49 255V254H48ZM76 255H72V256H76ZM106 252H105V256H106ZM159 255V254H158ZM218 255V254H217ZM52 256V255H51ZM54 256V255H53ZM103 256V255H102ZM151 258V255L149 254ZM46 257V256H45ZM55 257H58V254L55 255ZM59 257H64V255L62 254ZM159 257V256H158ZM226 257V256H225ZM35 258V257H34ZM68 258V257H67ZM73 259V257H71ZM153 258V255H152ZM160 258V257H159ZM220 258V257H218ZM217 258V259H218ZM41 259V258H40ZM77 259V257L75 258ZM156 259V258H155ZM39 260V259H38ZM153 259H151L152 264L155 263L152 261ZM158 260V259H157ZM41 261V260H39ZM51 261V259L49 260ZM73 261V260H72ZM78 261V260H77ZM37 262V260H36ZM46 262V261H45ZM48 262V261H47ZM147 262V264H149ZM254 262V261H253ZM35 263V262H34ZM39 263V262H37ZM36 263V264H37ZM60 263V262H59ZM58 263V264H59ZM62 263V262H61ZM79 263V261L77 262ZM100 263L99 261L97 262V264ZM28 264V263H27ZM30 264V263H29ZM45 264V263H44ZM80 264V263H79ZM101 264V263H100ZM146 264V263H145ZM151 264V263H150ZM253 264V263H252ZM256 264V263H255Z\"/></svg>", "mask_w": 264, "mask_h": 264}]
</instances>
